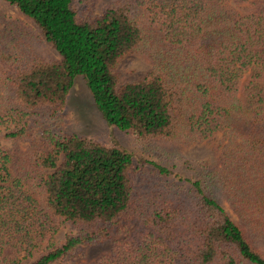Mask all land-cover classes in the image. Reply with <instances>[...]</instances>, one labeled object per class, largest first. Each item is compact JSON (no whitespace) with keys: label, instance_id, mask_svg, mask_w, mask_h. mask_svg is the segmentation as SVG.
Here are the masks:
<instances>
[{"label":"trees","instance_id":"obj_1","mask_svg":"<svg viewBox=\"0 0 264 264\" xmlns=\"http://www.w3.org/2000/svg\"><path fill=\"white\" fill-rule=\"evenodd\" d=\"M1 1L36 29L0 8V138L12 141L0 148V264L33 251L30 264H264V0H109L100 13L97 0ZM128 53L152 65L118 85ZM76 76L159 161L215 132L224 142L186 176L55 130Z\"/></svg>","mask_w":264,"mask_h":264},{"label":"rangeland","instance_id":"obj_2","mask_svg":"<svg viewBox=\"0 0 264 264\" xmlns=\"http://www.w3.org/2000/svg\"><path fill=\"white\" fill-rule=\"evenodd\" d=\"M109 0H97L95 4V12L100 13L104 3ZM0 8L10 18L20 19L26 26L36 29L35 23L25 15H23L17 7L9 5L6 2L0 0ZM38 51L51 58H59L57 52L53 47L46 42H41L38 46ZM151 60L143 54H125L119 61L115 71L118 74V85L126 81H133L141 78L145 72L151 67ZM40 112L42 111L38 109ZM39 113L37 117L39 119H45ZM27 121H31L30 119ZM61 125L55 130L61 129L66 133H76L80 136H86L93 138L96 141L113 145L119 148L129 151L135 163L137 165H150L148 161H159L157 149H152L154 144L152 142H139L130 132H124L117 128L110 126L101 116L97 110L92 96L87 88L86 82L82 76H76L74 78L73 85L69 90L66 104L62 112ZM224 142L222 132H215L209 140L193 143L189 146H179L180 158L161 160L163 165L174 164L177 165V170L186 176L191 173V168L195 165L196 161L202 159H214L218 154L221 144ZM12 141L0 138V148L10 147ZM26 142H20V145L25 146ZM150 145V146H149ZM158 145V149L171 150L173 146L168 143L155 144ZM136 224H134L130 230H133ZM67 229H61L55 234V240H61L64 238ZM110 242L104 244L92 245L87 249L85 258H92L101 251H105L109 248ZM37 252L33 251L30 255L24 256L20 264H30L35 258H37ZM84 256H79L78 259H85ZM54 264H62L56 262Z\"/></svg>","mask_w":264,"mask_h":264}]
</instances>
